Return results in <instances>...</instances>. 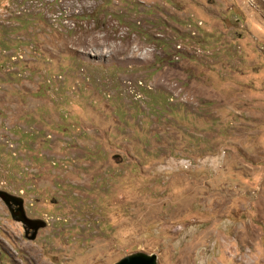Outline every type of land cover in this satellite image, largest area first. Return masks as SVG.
<instances>
[{
    "label": "rangeland",
    "instance_id": "374dc122",
    "mask_svg": "<svg viewBox=\"0 0 264 264\" xmlns=\"http://www.w3.org/2000/svg\"><path fill=\"white\" fill-rule=\"evenodd\" d=\"M10 187L29 264H264V0H0Z\"/></svg>",
    "mask_w": 264,
    "mask_h": 264
},
{
    "label": "flooded vegetation",
    "instance_id": "af4514ba",
    "mask_svg": "<svg viewBox=\"0 0 264 264\" xmlns=\"http://www.w3.org/2000/svg\"><path fill=\"white\" fill-rule=\"evenodd\" d=\"M42 191L0 188V208L4 211L0 221V264H29V243L38 240L49 226L40 207Z\"/></svg>",
    "mask_w": 264,
    "mask_h": 264
},
{
    "label": "water",
    "instance_id": "95a60500",
    "mask_svg": "<svg viewBox=\"0 0 264 264\" xmlns=\"http://www.w3.org/2000/svg\"><path fill=\"white\" fill-rule=\"evenodd\" d=\"M157 257L154 254L134 253L127 255L114 264H156Z\"/></svg>",
    "mask_w": 264,
    "mask_h": 264
},
{
    "label": "bare ground",
    "instance_id": "6f19581e",
    "mask_svg": "<svg viewBox=\"0 0 264 264\" xmlns=\"http://www.w3.org/2000/svg\"><path fill=\"white\" fill-rule=\"evenodd\" d=\"M134 51H130V56L134 57ZM123 61H126V60H123Z\"/></svg>",
    "mask_w": 264,
    "mask_h": 264
}]
</instances>
